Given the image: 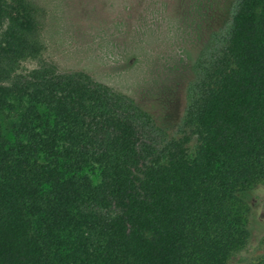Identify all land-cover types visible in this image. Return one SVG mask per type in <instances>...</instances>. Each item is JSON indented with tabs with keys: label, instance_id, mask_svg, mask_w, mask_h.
Segmentation results:
<instances>
[{
	"label": "trees",
	"instance_id": "obj_1",
	"mask_svg": "<svg viewBox=\"0 0 264 264\" xmlns=\"http://www.w3.org/2000/svg\"><path fill=\"white\" fill-rule=\"evenodd\" d=\"M40 33L35 5L0 0V114L19 109L0 124V264H227L264 180V0L235 1L161 119L60 71Z\"/></svg>",
	"mask_w": 264,
	"mask_h": 264
},
{
	"label": "rangeland",
	"instance_id": "obj_2",
	"mask_svg": "<svg viewBox=\"0 0 264 264\" xmlns=\"http://www.w3.org/2000/svg\"><path fill=\"white\" fill-rule=\"evenodd\" d=\"M28 1L37 7L46 61L60 71L90 73L161 119L176 111L175 100L184 104L195 58L228 29L236 0H169L168 6L163 0H143V6L142 0ZM17 110L0 114V124L9 125ZM245 197L250 239L227 264H254L264 256V180Z\"/></svg>",
	"mask_w": 264,
	"mask_h": 264
}]
</instances>
